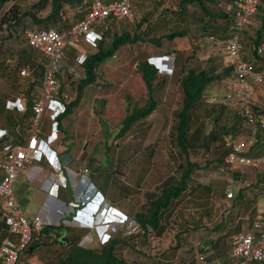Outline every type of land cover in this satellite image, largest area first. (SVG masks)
Segmentation results:
<instances>
[{
    "label": "trees",
    "instance_id": "16d2710c",
    "mask_svg": "<svg viewBox=\"0 0 264 264\" xmlns=\"http://www.w3.org/2000/svg\"><path fill=\"white\" fill-rule=\"evenodd\" d=\"M9 1L11 2L10 6L0 16V31L5 29L6 37L13 39L16 44L2 48V42L0 43V54L2 55V52L5 51L13 57L11 60L5 61L6 59L4 58V60L2 56L0 58V70L10 69L8 66L12 62L14 63H12L10 72L14 71L13 75L18 73L21 67L28 66L29 68L28 75H26L28 82L23 93H20L25 99V109L19 111L14 107L7 108L5 100L3 102L6 114L2 115L0 121H3V125L8 129L9 136L0 140V148L8 144L24 143L33 115L31 109L34 98L33 88L41 83L43 62L46 61L45 57L40 60L34 56L33 49L35 48L28 44L22 35V30L39 27L55 28L61 34H65L72 24L62 16L65 12V4L74 6L85 2V0H35L31 3L30 9L22 12L18 3L19 0H0V10ZM103 1L109 2L111 0ZM231 1L177 0L175 9L164 8L160 12L162 17L153 16L152 11L144 13L136 23L131 25L130 29L123 27L119 32H112L113 24L119 19L106 18L103 22L93 26L98 38L94 46L95 50L87 52L85 62L76 66V72L73 74L67 73L66 70L57 74L60 87L56 99L63 105V109L57 112L53 119L49 115L47 117L48 128L51 127L52 122H56V128L59 129L61 120L71 114L72 110L79 104L83 88L95 81L99 64L107 58L115 56L120 47L138 42H148L160 47L164 42H173L182 37L189 41L192 54L188 56H185L183 51H176L174 46L172 47L173 49L170 51L173 54L170 74L162 73L150 61L152 55H149L146 49L137 51L135 56L136 71L139 73L145 88V100L142 104H137L126 112L116 136L125 137L136 128H142L141 126L146 125L147 117L165 100L163 96L167 84L173 81L177 87L178 97L176 106L171 112L172 126L169 132V140L175 159L172 163L173 170L160 180L153 191L144 193V201L133 214L138 225L137 231L125 237H134L138 235L139 231L145 235L149 231L148 227L153 230L155 235L162 234L164 231V226L161 225L163 213L173 204L174 200L185 192L189 181L195 179L197 171L199 172L205 167V164L200 165L190 159L191 151L195 152L202 149L211 153L215 149L217 155L212 159H217L220 168L222 157L227 151L225 142L228 139L250 135L249 129L242 122L239 106L238 109L231 108L232 104L235 103L234 101L225 102L222 99L218 102L206 101L205 93L208 87L213 83L226 80L231 75V66L224 65L218 70L211 65L214 59H202L196 53V44H201L206 39L218 46L226 40L232 25L231 17L227 11ZM48 5V13L43 16L37 15L38 10H44ZM189 6H192L193 9L189 10ZM258 9L261 10L260 27L256 30L255 36L249 37L248 42L244 45L249 50L251 48L249 55L252 56L253 60L246 57L242 51L244 59L254 61V68H256L255 60L263 56L256 53V47L264 38V3L259 4ZM164 10L170 14H163ZM83 12L75 14L76 20H80L84 16L86 11ZM167 15L174 18L173 25L167 24L165 20ZM25 17H29L32 26L26 23ZM177 22L181 25H177ZM199 40L201 41L199 42ZM94 47L89 46V48ZM67 54L68 63L72 65L74 51L68 50ZM261 59L264 61L263 57ZM63 74H66L67 79L77 81L76 94L67 101L61 96L62 92H69L62 89L63 85L60 80ZM30 75L32 77H29ZM69 93L67 94L69 95ZM205 122L207 126H205ZM256 134V141L248 150L250 155L264 153V131H259ZM139 141L141 142L142 139ZM141 149L140 146L136 148L137 151ZM148 154L150 156L151 152ZM221 172L226 176L225 171ZM258 174L256 182H264V173ZM242 188L238 190L235 197L241 196ZM238 228H234L232 232H236ZM1 233H3L2 237L7 233L2 222H0ZM82 234V230L73 227L46 223L32 234L31 241L24 253H29V256H37L42 250L43 253L39 256L43 258L44 264H127L123 256L117 251V245L122 242L119 237H111L102 245L84 247L79 244Z\"/></svg>",
    "mask_w": 264,
    "mask_h": 264
},
{
    "label": "rangeland",
    "instance_id": "374dc122",
    "mask_svg": "<svg viewBox=\"0 0 264 264\" xmlns=\"http://www.w3.org/2000/svg\"><path fill=\"white\" fill-rule=\"evenodd\" d=\"M34 1L19 0L18 3L21 11L30 9V5ZM90 1L85 0L82 4H75L74 6L65 4V12L62 16L68 19V22L73 23L77 21L75 14L87 11ZM176 1L134 0L132 9L133 20L119 19L115 21L112 32H119L123 27L130 29L131 25L136 23L144 13L152 11L153 16H161L160 12L164 8L175 9ZM10 4V1L4 4L0 10V16ZM191 9L193 7L189 6V10ZM48 11L49 5L44 10H38L37 15L43 16ZM163 14L170 13L164 10ZM165 20L168 25H173L175 22L174 18L170 15L165 16ZM25 21L28 25L32 26L29 17H25ZM176 24L181 25L178 22ZM6 35L5 29L0 31L2 48L16 44L13 39H8ZM254 36L255 34L249 37L253 38ZM186 39L182 37L173 42H164L160 47H156L148 42H138L133 45L120 47L115 56L109 57L99 64L95 81L83 88L79 104L64 119L66 122L64 130L68 134V138L74 143H78L76 142L77 139L80 137L81 140L82 136H84L85 139L82 142V146L86 148V153L90 155L91 159H98L101 177L105 182L103 186L106 187L110 184L119 185V183H122L123 187L120 196L131 206L136 204L137 200L141 199L146 191H153L160 180L174 168L172 163H174L173 159L175 157H173L172 147L170 146L169 132L172 126L171 112L176 106L178 97L177 87L171 81L165 89V95L163 96L165 100L163 98L164 101L147 117L146 125L141 126L142 128H136L125 137H117L116 133L126 112L130 111L135 105L142 104L145 100V88L139 73L136 71L135 56L137 51L146 49L149 55H166L168 53L172 57L173 54L170 51L173 49V46L176 51H179L182 48L181 46L186 45L185 43L189 46V41ZM193 41L195 42V40ZM262 42H264V38ZM196 45V53L199 57L202 59H214L211 65L215 66L218 70L221 69L224 65V60L218 54L217 44L206 39L205 42ZM242 45H244L243 42ZM84 48L88 53L95 50V47L89 48L88 46H84ZM188 50V54L184 53L185 56L192 54L190 46ZM33 53L37 59L43 60L45 57L36 49H33ZM2 56L3 59H6H4L5 61L13 58L5 51L2 52V55L0 54V58ZM150 58L156 64L154 57L151 56ZM12 63L8 66L10 69L0 70V91H4V93H0V120L2 115L6 114L3 102L4 100L7 102V98L5 97L7 92L9 95L21 96L20 93H23L28 82V76H21L19 72L13 75L14 71L10 72L13 66ZM170 64L171 59L167 56L163 57L162 62H160L161 71H169ZM262 68L264 66L262 62H259V66H256L255 69L261 70ZM29 77L32 76L30 75ZM60 81H62V89L69 91L70 93H67H69L71 98L74 97L77 81L75 79H67L66 74L61 76ZM223 82H216L208 87L205 93L206 101L218 102L223 98L226 93ZM262 83L264 86V81ZM39 86H34V94L38 92ZM261 96L264 97V93ZM258 102L264 105V98ZM238 106V103L235 102L231 108L238 109ZM77 123L83 127V130L76 128L77 126L74 124ZM204 124L207 126L206 122ZM58 131L59 129H57ZM81 131L83 132L82 135ZM41 133L44 134L43 130ZM139 139H142V141L140 142ZM138 146H140V149L142 148L140 151L136 150ZM0 150H3V148H0ZM149 152H151L150 156ZM216 155L215 149L211 153H207L202 149L190 152V159L198 162L200 165L205 164V167L203 170L197 171L195 179L189 181L188 188L173 203L175 205H182V208H187L186 211L191 216L193 211L195 214L199 213L198 219L206 221V225L210 229H213V232L218 233V235L224 233L223 236H230L234 228L239 227L238 229H240L242 226H245L255 211L264 210V182H256L258 173H264V171L251 168L237 170V173H241L243 180L241 196L235 197L230 203V208L226 209L224 207L225 197L223 193L225 175L219 170L217 159H212ZM90 165L93 166V161H90ZM142 167L144 168L140 171ZM129 171L135 172V175L139 177L136 184H134V181L130 182V178L129 180L127 178L124 180L125 174H128ZM79 173L81 172H74L73 181L75 183L78 182L80 176L83 177ZM148 174H151V177L145 183V178ZM128 190H131V193L124 194ZM100 193L102 194V192ZM46 198L50 200L47 196ZM193 207L199 208L200 212H198L199 210H193ZM208 207L212 211L210 213L211 222L209 221L208 213L205 217L202 216L203 210H207ZM246 216L250 218L247 219L245 218ZM215 225H217L215 227L217 229H214L213 226ZM2 235L3 233L0 234V238ZM42 253L43 251L41 250L39 255ZM29 255V253L23 252L21 261H27ZM39 255H33L31 259L32 264H44L43 258Z\"/></svg>",
    "mask_w": 264,
    "mask_h": 264
},
{
    "label": "built area",
    "instance_id": "2783aa9c",
    "mask_svg": "<svg viewBox=\"0 0 264 264\" xmlns=\"http://www.w3.org/2000/svg\"><path fill=\"white\" fill-rule=\"evenodd\" d=\"M263 0H232L227 11L232 20L229 35L219 46L225 56L227 65L231 66V75L226 79L227 91L223 101H234L239 105V114L243 124L249 129L250 135L225 142L227 151L222 157L220 171H225L223 193L224 207L230 208L232 199L243 184L237 170L251 168L264 171V153L250 155L248 150L256 141L257 132L264 131V105L257 104L253 99L254 85L264 81V68L256 70L253 62L242 57V34L256 13ZM134 0H91L83 18L73 22L61 34L55 28H25L22 35L28 44L41 52L46 61L43 62L41 83L31 103L33 115L29 122L28 135L24 143L8 144L0 150V221L5 225L7 233L0 240V264H20V259L32 234L43 224L39 214L30 218L19 203L14 190V182L20 170L29 165L33 159L44 154L43 144L49 139L51 131H57L56 122H52L50 133L46 138L40 134L45 114L51 119L63 109L57 101L59 90L57 74L66 70L73 74L76 66L83 64L87 57L84 45L94 47L98 34L93 26L106 18L133 20ZM68 50L74 51L73 64L68 63ZM264 51V42L256 47V53ZM28 66L21 67L19 74L28 75ZM171 71V70H170ZM62 99L71 97L61 93ZM12 106L19 111L25 109L23 96H16ZM58 106V107H57ZM5 129H0V140L8 137ZM47 147V145H46ZM79 172L88 173V169L80 168ZM97 187L89 181L78 200L57 207L64 215H71L79 205H86L94 200ZM109 240V238H108ZM107 240V241H108ZM106 241V242H107ZM229 256L234 264H264V210L258 211L253 219L234 232L229 239ZM197 264H208L206 255L197 251Z\"/></svg>",
    "mask_w": 264,
    "mask_h": 264
},
{
    "label": "crops",
    "instance_id": "0c3cea01",
    "mask_svg": "<svg viewBox=\"0 0 264 264\" xmlns=\"http://www.w3.org/2000/svg\"><path fill=\"white\" fill-rule=\"evenodd\" d=\"M263 3L262 1L260 4ZM260 16L261 10L258 9L244 29L242 34L244 45L247 43L249 36H253L256 30L259 29ZM185 44L181 46L180 50L188 54L189 46L187 43ZM244 45L243 54L253 60L252 56L249 55V48H245ZM84 46L89 47L87 44ZM177 49L179 48L177 47ZM217 51L222 56L224 65H227L226 58L219 46ZM152 56L156 64L151 61V58L150 61L160 70V62H162L163 57L170 58L171 70L172 57L170 54ZM262 57L264 58V56ZM261 58L254 59L257 67L259 62L264 65ZM170 70L161 72L168 74ZM226 81L223 82L225 91H227ZM0 93L2 94L4 91L2 90ZM263 93V83L255 84L253 99L257 104H261L258 101L264 98L261 96ZM16 96L9 95L7 92L5 95L8 98L7 108H11V101ZM64 119L65 117L61 120L59 131H51L50 133L51 127L48 128V117L45 114L41 127L44 134L41 131L40 134L44 138L47 133L50 134L48 135L49 139L45 142L46 144L42 143L44 154L40 153L38 158L33 159L29 165L20 170L14 182L16 197L29 218L39 214L45 224L69 226L82 230L83 234L79 239V244L84 247L102 245L108 238L119 237L122 242L117 245V251L123 256L127 264H197L195 260L197 251L206 255L208 264H234L229 256V239L234 232L230 236H223L224 233L218 235L206 225V221L198 219L199 213L195 214L193 211L191 216L186 211L187 208H182V205H175V203L162 215L161 225L164 226V231L161 235H155L153 230L148 227L149 231L145 235H142L143 232L139 231L138 235L134 237H125L137 231L138 225L133 218V214L144 201V196L137 200L133 207L120 196L122 183L103 186L105 182L101 177L98 159H91L90 155L86 153V148L82 146L84 136L81 140L80 137L77 139L76 142L78 143H74L68 138V134L64 130L66 124ZM3 124V121H0V129H5L8 132ZM74 125L77 126V129L83 130V127L78 123ZM82 133L81 131V135ZM90 161H93V166L90 165ZM80 168H86L89 172L79 173L83 177L80 176L78 182L75 183L73 181L74 172H79ZM236 176L241 177V173L236 172ZM149 177H151V174L146 176L145 183ZM126 178L128 180L130 178L129 181H134V184L139 179L132 171L125 174L124 180ZM89 181L98 189L92 202L79 205L75 212L69 216L57 211V207L78 200L79 194L82 193ZM126 193H131V190L126 191L124 194ZM193 210H199L198 212H200V209L196 207H193ZM211 212V208L208 207L202 213L204 217L208 213L210 222ZM257 212L255 211L251 218L249 217L250 219L248 216L245 218L249 219L250 222ZM216 226H213L214 229H217ZM32 257L29 256L27 261H21L20 259V264H32Z\"/></svg>",
    "mask_w": 264,
    "mask_h": 264
}]
</instances>
